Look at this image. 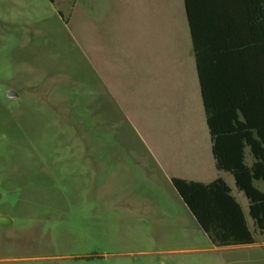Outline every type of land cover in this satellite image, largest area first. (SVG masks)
<instances>
[{
    "label": "rangeland",
    "instance_id": "obj_1",
    "mask_svg": "<svg viewBox=\"0 0 264 264\" xmlns=\"http://www.w3.org/2000/svg\"><path fill=\"white\" fill-rule=\"evenodd\" d=\"M72 3L0 0V264H264L263 233L254 247L216 248L180 201L158 234L139 222L135 162L152 134L139 128L128 88L135 70L117 61L113 20L97 63L115 99L104 105L112 128L91 142L102 99L72 40ZM158 249L171 252L145 251Z\"/></svg>",
    "mask_w": 264,
    "mask_h": 264
},
{
    "label": "crops",
    "instance_id": "obj_2",
    "mask_svg": "<svg viewBox=\"0 0 264 264\" xmlns=\"http://www.w3.org/2000/svg\"><path fill=\"white\" fill-rule=\"evenodd\" d=\"M71 14L74 46L88 60L96 97L102 99L99 107L94 106L95 118L90 117V133L84 130L91 142L92 133H109L111 117L104 105L115 102L109 83L98 72L97 63L105 54L98 42L105 33L112 35L113 20L121 27L117 61L124 69L135 70L128 88L131 94L136 87L139 128L152 134L142 141L143 153L134 161L139 204L144 205L138 220L143 227L158 234L165 223L159 218H174L172 204L183 201L173 178L209 183L218 177L229 185L251 227L248 201L233 176L217 170L213 145L216 142L227 163L239 151L247 164L252 161L242 123L245 116L256 122L264 96V0H73ZM248 132L256 138V130ZM100 143L111 149L112 142ZM183 208L190 214L185 204ZM171 226L170 222L168 229ZM213 246L237 249L257 244Z\"/></svg>",
    "mask_w": 264,
    "mask_h": 264
},
{
    "label": "trees",
    "instance_id": "obj_3",
    "mask_svg": "<svg viewBox=\"0 0 264 264\" xmlns=\"http://www.w3.org/2000/svg\"><path fill=\"white\" fill-rule=\"evenodd\" d=\"M257 109L256 122L245 116L242 123L246 131L243 137L252 156L250 164L245 162L243 151L236 152L232 163H227L219 155L216 142L213 145L217 170L230 173L237 190L248 201L252 227H249L240 203L223 178L218 177L209 183L172 179L186 208L216 246L252 244L255 230L264 234V187L261 186L264 184V96ZM250 128L256 130V138L248 132ZM211 135L214 136L212 127Z\"/></svg>",
    "mask_w": 264,
    "mask_h": 264
},
{
    "label": "water",
    "instance_id": "obj_4",
    "mask_svg": "<svg viewBox=\"0 0 264 264\" xmlns=\"http://www.w3.org/2000/svg\"><path fill=\"white\" fill-rule=\"evenodd\" d=\"M7 94L8 95H13V94H15V92L13 91V90H8L7 91ZM5 217H0V222H5V219H4Z\"/></svg>",
    "mask_w": 264,
    "mask_h": 264
}]
</instances>
